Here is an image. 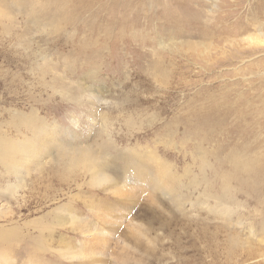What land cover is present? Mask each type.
<instances>
[{
	"label": "rangeland",
	"instance_id": "rangeland-1",
	"mask_svg": "<svg viewBox=\"0 0 264 264\" xmlns=\"http://www.w3.org/2000/svg\"><path fill=\"white\" fill-rule=\"evenodd\" d=\"M82 1L0 0V264H264V0Z\"/></svg>",
	"mask_w": 264,
	"mask_h": 264
},
{
	"label": "bare ground",
	"instance_id": "bare-ground-1",
	"mask_svg": "<svg viewBox=\"0 0 264 264\" xmlns=\"http://www.w3.org/2000/svg\"><path fill=\"white\" fill-rule=\"evenodd\" d=\"M82 1V0H81ZM113 1V3L114 4H122V2H132L131 0H129V1H127V0H112ZM135 1V0H134ZM140 4H139V6L135 9V11H136V13H137V17L135 18V17H133V19L135 18V20H134V22H135V24H136V21L137 22H139V21H141L140 20V18L143 16V17H148V16H151V14H150V12H147V11H151L150 10V8L149 7H152V4H153V1H154V4L156 5V6H161L162 7V10H161V14H159L160 16H158V19L159 20H162L163 21V23L164 24H168V26H170V27H172V28H176L177 29V27H178V23L180 22H183L184 24H185V26H193L192 24L193 23H197V18L199 17V16H201V12H200V9H198V8H193L192 6H191V4L194 2V0H188V1H185V0H174L175 1V5H176V10H175V12H171V10L169 9V7L167 6V2H169L168 0H149L148 1V3L149 2H152V4H151V6H149V4L148 3H146V0H137ZM137 3V2H136ZM148 4V5H147ZM130 6V5H129ZM122 7V6H121ZM132 7H134V5L132 6ZM91 8H92V6H91V4H90V0H83L82 1V5L81 6H78V9H74V8H72V7H70V8H62V6L61 7H56V10H55V12H54V14L53 13H50L49 14V16H52V17H56V18H58L59 20H61L62 21V19H63V21H65V22H72L73 21V19H72V13L73 12H79L80 10H82V11H87V12H90L91 11ZM106 8V6H103V9H105ZM124 8H125V6H124ZM128 8V7H127ZM130 8V7H129ZM153 8V7H152ZM200 8V7H199ZM46 10V9H45ZM71 10H73V11H71ZM134 10V9H133ZM97 12H98V10H96ZM114 11L115 10H113L112 11V14H115L114 13ZM125 11V10H124ZM123 11V12H124ZM152 12V11H151ZM154 12H156V10L154 9ZM129 13V12H128ZM157 13H158V11H157ZM122 14V13H121ZM119 15V17H116V16H113L112 18H114V21L113 22H115V21H117V22H115L116 23V26H119V32H118V36H120V37H118V38H122V37H125V34L123 33V31L122 30H124V28L127 26V24H129L128 22L130 21H122L123 19H124V17H123V19H122V16L123 15ZM150 14V15H149ZM134 15V14H133ZM48 16V17H49ZM132 16V15H131ZM136 16V15H135ZM155 17H157L156 15H155ZM78 18V17H77ZM149 18V17H148ZM118 19H122L121 21H119ZM147 19V18H146ZM146 19H144V20H146ZM132 20V19H131ZM143 20V21H144ZM221 20H223V18H217V23H220V22H222ZM192 22V23H191ZM133 23V22H132ZM153 23H154V21H153ZM158 23V22H157ZM179 23V25H181ZM118 24V25H117ZM114 25V24H113ZM134 25V24H133ZM146 25V24H145ZM149 25V24H148ZM155 25V24H154ZM130 26V25H129ZM128 26V27H129ZM161 26H162V24H161ZM202 26V25H201ZM87 27H88V25H87ZM154 27V26H153ZM152 27V28H153ZM96 28V27H95ZM182 28V27H181ZM214 28V27H213ZM239 28H247V27H243V25H241V26H237V25H235L234 26V28L233 29H235V30H237V32H238V29ZM150 29V28H149ZM156 29V28H155ZM159 29H160V27H159ZM169 29V28H168ZM171 29V28H170ZM198 29V28H197ZM202 29H204V27L203 28H201L200 29V31L202 30ZM88 30V29H87ZM94 30V29H93ZM178 30V29H177ZM211 30H213V29H211ZM219 30V29H218ZM162 31V30H161ZM166 31V30H165ZM215 31H216V29H215ZM111 32H112V29L110 30V34H111ZM172 32H174V31H172ZM177 32V31H176ZM180 31H178L177 33H179ZM198 32V31H197ZM211 32H213V31H211ZM107 33H109V30L107 29V31H106V34ZM176 33V34H177ZM201 33L202 34H204L203 36H207L209 33H210V30H208L207 31V33H204V31H201ZM223 33V30H221V34ZM131 34V33H130ZM159 34V33H158ZM217 35V34H216ZM104 37V36H103ZM218 37V36H217ZM211 38V37H210ZM219 38H221V37H219ZM264 38V37H263ZM106 39V38H105ZM119 39V40H120ZM123 39V38H122ZM124 40V39H123ZM71 42V41H70ZM88 42V40H85L84 42H82V47H84L85 48V46L87 45L86 43ZM121 42V41H120ZM208 44V43H207ZM204 45V44H203ZM99 46V45H98ZM71 48V47H70ZM88 48V47H87ZM90 49V48H89ZM148 49V48H147ZM211 49V48H210ZM91 50V49H90ZM102 50V49H101ZM81 51V50H80ZM91 52H93V54H96V52H94L93 50H91ZM188 54V53H187ZM64 60V59H63ZM169 66V65H168ZM103 90V89H102ZM99 92V91H98ZM99 95H101V94H99ZM53 132V131H52ZM51 132V130H50V133L49 134H47L46 136H48V135H53V133ZM37 137V136H36ZM44 137V136H43ZM42 137V138H43ZM49 137V136H48ZM50 138V137H49ZM149 155V154H148ZM138 159L136 160V161H134L133 163H131V164H129V170L131 171V173H132V175L134 176V178H133V180H134V182L136 181V183H143V182H145V183H148V181H149V183L148 184H151V178H153V177H155L157 174H156V170L158 169V168H160V166L158 165V162H156V160L153 158V161H154V163H153V167H152V172H150L151 174L149 175L150 177L147 179V178H145V181H144V179H142V177L143 176H145V173L144 172H146L147 173V164H150V160H148V159H146V156L144 157V158H142V157H137ZM151 160H152V158H150ZM148 160V161H147ZM153 161H151V162H153ZM132 162V161H131ZM154 164H156L155 166H154ZM159 167H158V166ZM93 166H95V165H93ZM150 166V165H149ZM150 168V167H149ZM130 180V179H129ZM126 181V180H125ZM126 185H127V183H126ZM80 219V218H79ZM83 221V220H82ZM81 224V223H80ZM91 230V229H90ZM94 232V231H93ZM95 234H96V232H95ZM98 235V234H97ZM79 255H81V254H79ZM83 255V254H82Z\"/></svg>",
	"mask_w": 264,
	"mask_h": 264
}]
</instances>
